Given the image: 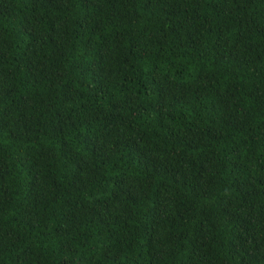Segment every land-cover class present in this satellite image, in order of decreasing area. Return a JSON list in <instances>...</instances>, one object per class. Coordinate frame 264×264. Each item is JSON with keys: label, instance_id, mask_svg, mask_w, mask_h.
<instances>
[{"label": "trees", "instance_id": "trees-1", "mask_svg": "<svg viewBox=\"0 0 264 264\" xmlns=\"http://www.w3.org/2000/svg\"><path fill=\"white\" fill-rule=\"evenodd\" d=\"M0 264H264V0H0Z\"/></svg>", "mask_w": 264, "mask_h": 264}]
</instances>
